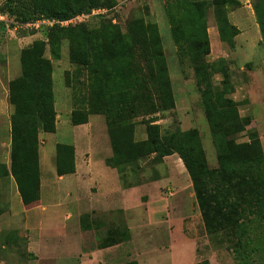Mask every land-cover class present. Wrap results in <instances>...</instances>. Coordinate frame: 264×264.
I'll return each mask as SVG.
<instances>
[{"label":"trees","instance_id":"obj_1","mask_svg":"<svg viewBox=\"0 0 264 264\" xmlns=\"http://www.w3.org/2000/svg\"><path fill=\"white\" fill-rule=\"evenodd\" d=\"M115 3L114 0H4L0 7V12L16 25L38 21L53 23L45 26L48 28L46 39L36 40L21 51V74L9 84V102L13 107L10 165L7 169L0 157V219L7 206L1 196L6 170L15 180L25 206L41 198L39 134L54 133L57 124L53 65L45 52L49 48L52 58L60 60L62 42L68 41L69 60L77 67L78 84L86 88L82 103L89 114L106 117L112 155L105 163L117 170L123 186L133 188L141 184L139 176L144 160L150 159V163L157 165L165 157L178 155L190 177L206 233L213 237L225 234L231 240L230 249L237 264L262 263L264 235L259 236L264 228L262 141L258 131L251 128L252 118L242 116L239 103L232 98L235 84L226 60L208 61L210 11L221 42L235 48L239 30L229 20L228 0H170L166 7L177 54L189 60L195 74L217 153L216 169L208 165L197 129H177L163 134L158 119L153 118L175 108L163 39L156 23L138 18L124 29L113 20L102 19L97 26L85 22L61 25L80 16L90 17L93 11L106 10ZM253 8L262 26L264 45V0H254ZM102 15L96 16L101 18ZM5 26L9 24L0 23V30ZM216 74L223 76L218 84L214 82ZM146 116L152 118L143 121L145 138L137 140L134 120ZM71 122L74 126L87 124V114L74 111ZM244 133L248 140L238 142ZM75 172V148L57 145V176ZM84 223L81 220L83 229L86 228ZM106 233L105 238L100 236L99 249L130 238L126 227L111 228ZM14 239L18 242L21 238L14 236Z\"/></svg>","mask_w":264,"mask_h":264},{"label":"rangeland","instance_id":"obj_2","mask_svg":"<svg viewBox=\"0 0 264 264\" xmlns=\"http://www.w3.org/2000/svg\"><path fill=\"white\" fill-rule=\"evenodd\" d=\"M113 7L106 8V13L102 17L90 16L82 17L77 23H87L90 26H97L102 20H113V23L123 29L130 21L138 18L146 22H154L160 28L163 39V50L168 62L170 78L172 81L175 108L164 114H156L153 118L158 119L157 124L161 125L162 132L167 133L177 129L189 130L197 129L200 133L203 147L206 153L208 165L211 169L218 167L216 149L213 145L209 125L205 117L201 102L200 93L196 84V78L192 66L187 58H180L177 54V47L172 40L170 33V22L166 14V7L170 0H114ZM4 0H0V7ZM254 0H228L227 13L230 22L239 30L235 38V48H230L221 42L216 21L212 11L208 17V34L210 39L211 54L208 61L213 63L219 59H225L229 69L231 68L232 80L237 86L238 92L232 95L241 99L239 103L241 115H248L249 104L252 114L264 115V45L262 43V26L259 16L253 8ZM103 12V10H102ZM261 15V14H260ZM5 19L9 26L0 30V157L7 165H10V118L13 107L9 102V84L21 74L20 54L21 51L29 47L34 41L46 39V32L51 21H38L34 25H16L13 20L6 15ZM83 21V22H82ZM48 22L50 24L48 25ZM12 23V24H11ZM12 25H14L12 27ZM43 26V27H41ZM46 26V27H45ZM67 26V25H65ZM32 27V28H31ZM45 57L51 60L53 65V91L55 96L54 108L57 113L56 131L54 133L39 134L40 141V166H41V200L35 208L38 222L43 224V236L38 240L33 231H26L20 227L23 236L17 242L14 236L18 231L5 232L0 235V241L9 248L7 257L11 259V264H38L37 259L31 257L28 249L37 251L41 246V255L50 253L56 236L53 232V223L64 224L67 214H74L75 209L70 208L69 202L65 199L67 191L74 190V183L79 181L74 175L65 176L64 181H60L56 173V147L57 145H72L75 148V164L78 166L79 174H83L86 168L85 163H89L93 158L94 173L92 177L101 175L102 171L110 172L104 161L112 155L111 145L107 133L106 117L102 114L88 113L86 106L82 103V98L86 88L78 84L76 66L69 60V43L63 41L61 46V59L52 58L50 49L47 48ZM251 73L250 78L247 76ZM81 79V78H79ZM223 79L221 74L214 77L215 84ZM251 79L252 88L249 96L242 90L241 83ZM83 81V79H81ZM86 84V80H84ZM239 84V85H237ZM244 97V98H243ZM234 99V98H233ZM74 111H81L87 114L88 123L74 126L71 122V115ZM250 113V112H249ZM152 117L135 118L136 138H145V125L143 121ZM256 125L264 130V120L260 117L256 119ZM248 140L246 133L238 138L242 143ZM264 149V133L261 135ZM77 151V152H76ZM143 168L139 180L141 184L137 189L130 190L124 194L131 208L129 217L122 221V214L109 216V212L99 214L98 219H102V229L98 233L92 231L85 242L89 245L87 249H95L100 238H105L107 228L113 220L117 227L123 229L133 226L131 234V244H122V247L129 246L131 254L139 252L137 256L141 264H237L232 249L231 240L225 234L210 236L206 233L202 216L198 208L192 183L187 170L178 155L165 157L161 164H152L149 160L141 162ZM119 174L112 176L105 175L107 179L116 181ZM15 180L10 176L9 170L5 171V177L1 182L2 202L5 204L6 198L11 195L10 183ZM133 181V180H132ZM120 182V180H119ZM121 183V182H120ZM16 184V183H15ZM122 185V183H121ZM123 189L125 188L122 185ZM123 196V197H124ZM161 202L168 201V205L160 204L159 207L168 211V214L184 220V242L177 245H170L167 238V231L161 225L151 226L150 229L141 235L138 226L146 222L145 203L148 200ZM71 200V199H70ZM113 200H111V203ZM8 205V204H5ZM121 206V204H119ZM145 207V208H144ZM45 210H44V209ZM8 207L6 206V212ZM13 212L21 217L25 216V209L22 204L14 202ZM143 211V212H142ZM4 220L7 221V214L4 213ZM3 217V215H2ZM138 217L140 219L136 220ZM159 221L161 220L158 218ZM4 220H2L4 222ZM77 222V221H76ZM8 223V222H7ZM9 227V224H6ZM17 225H12L15 228ZM22 226V225H19ZM72 230V229H71ZM14 235H13V234ZM10 234L11 236H9ZM31 234V235H30ZM264 235V228L260 230L259 236ZM101 236V237H100ZM10 238L7 240V238ZM31 237V239H30ZM5 241V242H4ZM41 241V244H40ZM51 242V243H49ZM173 247V249H172ZM49 249V250H48ZM68 248L62 246L59 251V263L67 261L65 253ZM135 255H132L135 258ZM4 257V256H3ZM70 264H77L76 260L70 259ZM129 259H126V261ZM49 260H42L40 264H49ZM264 264V259L262 263Z\"/></svg>","mask_w":264,"mask_h":264},{"label":"crops","instance_id":"obj_3","mask_svg":"<svg viewBox=\"0 0 264 264\" xmlns=\"http://www.w3.org/2000/svg\"><path fill=\"white\" fill-rule=\"evenodd\" d=\"M251 73H248V77L250 78ZM243 88L242 90L244 93H246L247 96H249L250 89L252 88L251 79L247 81H243L241 83ZM239 85V84H237ZM236 93L238 92V89L236 88ZM249 94V95H248ZM234 100L237 102H240L241 99H239L236 94L233 96ZM244 98V97H243ZM254 104V103H253ZM253 104H249V107L245 109L247 110V116L252 118V125L251 128H254L258 131L260 138L262 133H264V130H261V127H258L256 125V119L260 117L261 120H264L263 114H257L253 115L251 108L253 107ZM252 106V107H251ZM240 108V106H239ZM250 112V113H249ZM241 113V111H240ZM246 116V115H244ZM10 137V134H9ZM77 152V151H76ZM106 161V160H105ZM104 161V163H105ZM94 160L93 158H90L89 163H85L86 168L83 171V174H79L78 166L76 165V172L72 175H74L79 181H76L74 183V190L73 191H67L65 199L69 202L70 208L73 207L76 211V217L74 214H67L65 217V223L62 225H59L58 223H53V232L56 236V239H54L53 247L50 250V253H47L45 255H41V246L40 248H37V251H31V248L29 247L28 251L40 264L42 260H49V264H60L59 263V251H61V248L63 245H65L66 248H68V251L65 253L67 255V261L64 264H70V259L76 260L77 264H124L129 261H137L139 264L141 262L138 260L137 256L139 255V252L131 254L132 251L128 250L131 239H132V228L133 226H127V230L129 232L130 238L124 242H121L117 245L99 249V240L97 243V246L95 249H87L84 246H87L89 244L84 243L85 238L89 236V234L94 231L95 233L99 232V228L102 229V219H98L97 216L99 214H103L105 212H109V216H113L116 214H122V221L126 220L129 217V214L131 212V208L128 205V200L125 199L124 194L130 190L137 189L140 186L133 187L130 189H123L121 185L120 178L116 181L107 179L105 175L112 176L113 174L117 175V170L110 168V172L107 173L106 171H102L101 175L96 176V180L94 177H92V173H94L93 168ZM119 176V175H118ZM60 181L65 180V176L58 177ZM120 180V182H119ZM10 191L11 195L9 198H6L5 204H8L7 212H5L8 216L7 221L4 220L5 214H3V217L0 219V235L5 232H16L15 235L17 236H23V233L20 232V227H24L26 231H33L35 232L34 235L37 237L38 240H41V237L43 236V224H39L37 227H35V224L38 222V215L35 213V208L40 207L38 206L39 202L32 204L30 206H25L22 201L21 197L17 188V185L13 181V183H10ZM41 188H42V182H41ZM124 196V197H123ZM71 199V200H70ZM111 200L113 202L111 203ZM14 202H18L19 204H22V206L25 209V216L21 217L20 215L13 212L12 205ZM121 204V206H119ZM160 204L168 205V201L161 202L160 199L158 201L155 200H148L147 203H145V212H146V222L145 224L142 223L138 227L141 230V235L148 229H150L151 226H157L161 225L163 228L165 227L167 231V238L169 239L170 245L174 246L177 245L180 242H184V220L182 218H176L174 215L168 214V211L165 208L166 214H164V210L159 207ZM37 206V207H36ZM44 209V208H43ZM45 210V209H44ZM143 212V211H142ZM160 218L161 220L159 221ZM140 219L138 217L136 220ZM4 220V222L2 221ZM81 220H84V226L86 227L83 229V226L81 224ZM77 221V222H76ZM8 222V223H7ZM6 224H9L10 226L7 227ZM12 225H17L15 228L11 227ZM22 225V226H19ZM98 226V227H96ZM116 229L117 224L111 220L110 226L107 228L109 229ZM124 228V225H123ZM72 229V230H71ZM98 231H97V230ZM106 230V231H107ZM31 235V234H30ZM31 239V237H30ZM178 242V243H177ZM51 243V242H49ZM128 243L129 246L122 247V244ZM41 244V241H40ZM8 247L6 244H4L2 241H0V264H11L12 255L10 258L7 257ZM173 249V247H172ZM49 250V249H48ZM135 255V258L132 256ZM4 256V257H3ZM126 259H129L126 261ZM173 264H175L173 262Z\"/></svg>","mask_w":264,"mask_h":264},{"label":"built area","instance_id":"obj_4","mask_svg":"<svg viewBox=\"0 0 264 264\" xmlns=\"http://www.w3.org/2000/svg\"><path fill=\"white\" fill-rule=\"evenodd\" d=\"M104 11H105V13H106V10H103V12H102V10H95V11H93L92 13H91V16H96V15H99V14H104ZM5 17L6 16H4L1 12H0V23H7V20L5 19ZM82 17H85V18H88V16H80V17H77V18H75V19H72V20H70V21H67V22H63V23H61V25L62 26H65V25H69V24H71V23H76L77 22V20H80ZM50 24V22H48V25ZM53 23L51 22V25H52ZM28 25V24H27ZM32 25H34V24H32Z\"/></svg>","mask_w":264,"mask_h":264}]
</instances>
